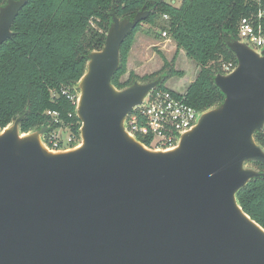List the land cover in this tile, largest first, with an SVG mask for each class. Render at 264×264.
Wrapping results in <instances>:
<instances>
[{
  "label": "water",
  "instance_id": "95a60500",
  "mask_svg": "<svg viewBox=\"0 0 264 264\" xmlns=\"http://www.w3.org/2000/svg\"><path fill=\"white\" fill-rule=\"evenodd\" d=\"M28 0L0 6V46ZM111 23L87 54L74 89L80 143L46 147L24 114L0 128V264H264V228L237 193L264 173L255 133L264 128V48L225 44L236 65L214 76L223 99L200 111L169 149L147 147L126 128L162 76L117 88L120 47L151 9Z\"/></svg>",
  "mask_w": 264,
  "mask_h": 264
},
{
  "label": "trees",
  "instance_id": "16d2710c",
  "mask_svg": "<svg viewBox=\"0 0 264 264\" xmlns=\"http://www.w3.org/2000/svg\"><path fill=\"white\" fill-rule=\"evenodd\" d=\"M5 2L0 0V6ZM113 3L120 18L133 17L145 4V9H151L120 47V66L112 77L117 88L161 75L162 83L156 89H166L167 78L184 74L163 57L159 70L142 76L129 71L121 79L127 72L134 33L145 23L152 30L164 31L177 51L182 49L196 63L198 71L184 91L185 101L199 111L222 101L214 76L222 72L221 61L236 64L225 40L237 39L238 21L255 8L253 0H182L179 6L165 0H28L12 25L13 36L0 46V128L24 114L20 132L42 126L49 131L60 125L47 115L50 110L58 112L80 139L75 105L53 93L62 86L74 90L85 71L87 54L104 44ZM136 137L149 145L148 139ZM254 137L264 149V128ZM249 164L264 173V163ZM236 198L243 211L264 228V176L250 180Z\"/></svg>",
  "mask_w": 264,
  "mask_h": 264
},
{
  "label": "built area",
  "instance_id": "2783aa9c",
  "mask_svg": "<svg viewBox=\"0 0 264 264\" xmlns=\"http://www.w3.org/2000/svg\"><path fill=\"white\" fill-rule=\"evenodd\" d=\"M255 8L242 16L237 24V40L243 42L256 51L264 48V0H253ZM167 18L166 15H163ZM162 36H166L163 31ZM236 64L232 61L223 62V74L229 73ZM54 95H64L75 105L79 92L68 86H62ZM200 111L185 101L184 92L172 89H155L146 98L144 104L126 117L125 128L135 136L146 138L152 149H169L176 145L181 133L189 130L198 118ZM54 122L60 123L43 135L46 147L53 151L73 148L80 143V139L71 131L70 125L62 122L58 112L47 111ZM71 116V113L68 114ZM80 122V121H79ZM65 130L66 136L60 135Z\"/></svg>",
  "mask_w": 264,
  "mask_h": 264
},
{
  "label": "rangeland",
  "instance_id": "374dc122",
  "mask_svg": "<svg viewBox=\"0 0 264 264\" xmlns=\"http://www.w3.org/2000/svg\"><path fill=\"white\" fill-rule=\"evenodd\" d=\"M173 0H168V2H171ZM182 0H175L176 6H179ZM150 27L142 23L138 30L134 33V38L132 42V52H129L127 60L132 59L134 62L137 61V51L141 48H143V51L145 52V56L143 57L142 65L143 70L145 72H154L159 70L163 66V57L166 58L170 63L171 66L174 67L177 70L183 71V76H171L166 79L165 85L166 87H170L171 89L177 91V92H183L186 90L187 85L189 82L195 77L198 67L196 63L188 58L184 51L182 49L178 50L175 48H169L168 46L165 47V49L160 50L159 46H151V45H142L144 40L141 35L145 34L150 39H154L157 42L161 39L160 31L159 30H152ZM158 31V32H155ZM158 33V35L156 34ZM106 34V33H105ZM162 34V33H161ZM143 35V36H145ZM161 41V40H160ZM181 51V52H180ZM167 56H166V55ZM224 61H221V64ZM128 69V66H126ZM128 73L126 72L121 79H125L127 77ZM167 87V88H168ZM62 136H66L65 130L60 131ZM71 149V148H70ZM248 166H251L248 164Z\"/></svg>",
  "mask_w": 264,
  "mask_h": 264
},
{
  "label": "crops",
  "instance_id": "0c3cea01",
  "mask_svg": "<svg viewBox=\"0 0 264 264\" xmlns=\"http://www.w3.org/2000/svg\"><path fill=\"white\" fill-rule=\"evenodd\" d=\"M166 2H168V0H165ZM169 3H172V4H174V5H176L175 4V0H173V1H171V2H169ZM143 35H145V34H142L141 36L142 37H144V38H142L143 40H144V42L142 43V45H151V46H159L160 45V47H158L160 50H163V49H165V47L166 46H168L169 48H176V44H175V42L171 39V38H169L168 36H162V34L160 33V36L159 37H161V41L159 40V42H157L156 40H154V39H150L148 36H143ZM157 35H158V33H157ZM177 49V48H176ZM129 52H132V47L130 48V50H129ZM181 52V51H180ZM137 61H133L132 59H130V57H129V60H127V62H126V66H128V69H127V73L129 72V71H133L134 73H136V74H138V75H140V76H142V75H144V74H149V73H152L151 71H149V72H145L144 70H143V65H142V61H143V57L145 56V52L143 51V48H141V49H139L138 51H137ZM166 55V54H165ZM167 56V55H166ZM167 58V57H166ZM194 79V78H193ZM192 79V80H193ZM191 80V81H192ZM190 81V82H191ZM189 82V83H190ZM166 86V85H165ZM168 87V86H167ZM169 89H171L170 87H168ZM173 90V89H172ZM173 91H175V90H173ZM177 92V91H176ZM184 92V91H183ZM183 92H179V93H183Z\"/></svg>",
  "mask_w": 264,
  "mask_h": 264
}]
</instances>
